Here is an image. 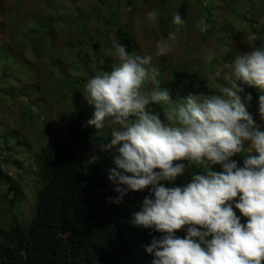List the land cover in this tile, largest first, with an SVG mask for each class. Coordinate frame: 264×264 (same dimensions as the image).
I'll return each instance as SVG.
<instances>
[{"label":"rangeland","instance_id":"374dc122","mask_svg":"<svg viewBox=\"0 0 264 264\" xmlns=\"http://www.w3.org/2000/svg\"><path fill=\"white\" fill-rule=\"evenodd\" d=\"M99 1L104 3L101 10L98 0H76L73 4L68 0H0V101H5L7 93L23 94V99L0 103V162L19 190L16 211L22 222H30L39 191V149L57 136L62 126L56 121L53 105L67 106L61 100L64 94L51 87L60 82L51 63L60 45L55 37L63 29L59 24L62 20L53 18L62 15L61 19L73 20L77 13L74 8L84 16L99 8L92 24L97 45H81L67 51V58L61 61L63 72L83 86L84 100L98 113L97 121L88 113L84 115L93 138L91 155L97 156L103 150L108 134L143 129L150 149L174 151L177 156L171 163L179 164L176 186L163 185L164 175L159 172L152 175L155 189L148 211L156 209L161 197L186 193L189 181H195V193L205 191L201 203L190 207L193 226L183 237L184 264H227L215 258L212 250L234 251L237 264H264V227H253L251 232L249 221L237 206L242 188L264 183L263 2L239 0L238 5L237 0ZM182 3L187 6L185 18L178 13ZM243 5H249L251 11ZM53 7L55 13L51 12ZM236 12L242 14L241 18L235 16ZM252 14L256 25L242 18ZM107 17L115 22L106 25ZM48 19L54 21L55 50L48 51L45 34L31 41V47L23 35L43 27ZM118 27L132 35L136 47L133 53H125L117 43ZM13 29L17 32L12 36ZM257 42L263 44L262 49L257 48ZM93 48L96 54L91 51ZM80 55L84 58L78 59ZM83 60L90 62L87 69L81 65ZM174 71L198 75L211 93L199 95L188 105L165 96L162 104L168 119L156 126H149L143 118L135 124L117 121L114 107L104 105L92 88L97 85L105 90L99 96L123 99L138 111ZM35 91L45 97L44 102L37 101ZM26 102L31 106L28 109L32 124L25 126ZM41 103L46 108L38 117ZM3 128L8 133L15 132L12 142L1 134ZM262 140L263 154L255 169L251 168L245 176L236 174L244 167V154L258 152ZM231 184L238 188L234 194L228 191ZM8 186L0 182V194L6 193ZM0 206V228H5L8 207L6 203ZM259 212L264 213V206Z\"/></svg>","mask_w":264,"mask_h":264},{"label":"trees","instance_id":"16d2710c","mask_svg":"<svg viewBox=\"0 0 264 264\" xmlns=\"http://www.w3.org/2000/svg\"><path fill=\"white\" fill-rule=\"evenodd\" d=\"M68 1L71 4L76 2ZM238 1L236 3L241 5ZM260 1L264 4V0ZM96 3L100 10L104 7L101 1ZM242 8L251 11L249 5ZM76 10L73 20L61 19L62 15L53 18L62 20L59 24L63 29L60 36L55 37L60 45L57 46V57L51 63L53 73L60 78V82H54L51 87L64 94L61 100L67 106L53 105L56 121L62 126L57 132L58 138L39 149L41 189L34 217L28 225H24L15 213L19 190L0 162V182L9 185L8 191L0 194V205L6 203L9 209L7 227L1 230L0 264H182L180 244L193 226L190 207L192 203L199 204L203 200L205 191L195 193L197 185L195 181H189L186 193L160 198L159 210L138 220L153 191L152 174L159 172L164 175L163 185L176 186L179 164L171 163V160L177 154L172 150L150 149L145 131L132 128L108 134L106 148L98 152V156L91 155L93 138L84 115L88 113L97 121L98 113L84 100L83 86L63 72L61 61L67 58V51L76 50L81 45H97V34H93L95 26L92 24L96 22L99 8L87 16L74 8V12ZM186 10V3H182L178 10L182 18H185ZM51 12L55 13L56 8L53 7ZM241 15L236 12L235 16L241 18ZM244 17L257 24L253 14ZM53 22L48 19L43 27L26 31L24 39L33 47L34 42H30L45 34L49 40L48 51L55 50ZM114 22L108 17L105 19L106 25ZM2 28L6 30L4 25ZM15 32V29L11 30V35ZM116 37L125 53L135 51L133 37L125 29L118 27ZM257 43V48L262 49L263 44ZM91 51L96 54L94 48ZM80 58L84 56L80 55ZM94 58L97 60V56ZM81 65L87 69L90 62L83 60ZM92 88L104 105L114 107L113 116L117 121L135 124L143 118L149 126L165 123L168 119L162 104L165 96L188 105L199 95L211 93L206 81L198 75L174 71L170 80L161 83L157 93L144 102L142 110L136 111L123 99L111 100L107 96H99L105 90L97 85ZM8 94L0 103L12 102V98L23 99L22 93ZM39 95V91L34 92L37 101L44 102L45 97ZM8 99L11 101L7 102ZM44 104L38 106V117L46 108ZM26 105L25 126L32 124L28 109L31 106L27 102ZM39 124L42 130L41 122ZM46 124L44 120L43 125ZM8 132L3 128L1 134L6 141L12 142L15 132ZM262 143L263 140L258 152H240L244 154V167L235 173L245 176L251 168L255 169L253 167L257 166L263 154ZM230 186L228 191L234 194L238 188L233 184ZM10 193L12 198H9ZM239 200L237 206L242 211L241 215L249 221L251 232L256 227H264V213L259 212L264 206V183L242 188ZM215 256L227 264H237L236 253L232 250L216 251Z\"/></svg>","mask_w":264,"mask_h":264},{"label":"clouds","instance_id":"9594fccd","mask_svg":"<svg viewBox=\"0 0 264 264\" xmlns=\"http://www.w3.org/2000/svg\"><path fill=\"white\" fill-rule=\"evenodd\" d=\"M56 138H58V135L57 136H53V138L52 139H50L49 141H51V140H55ZM48 141V142H49ZM47 142V143H48ZM46 143V144H47ZM45 144V145H46ZM44 146V145H43ZM107 146V145H106ZM106 146L103 148V150L106 148ZM42 147V146H41ZM99 155V154H98ZM97 155V156H98ZM38 163H39V161H38ZM178 173V172H177ZM40 163H39V191H38V193H37V196H36V200H35V203H34V211H33V216H32V218H31V220L33 219V217H34V213H35V205H36V202H37V199H38V195H39V192H40V189H41V183H40ZM153 175V174H152ZM152 175H151V178H152ZM177 176H178V174H177ZM178 179V178H177ZM152 181H153V178H152ZM153 191H152V193H151V195L153 194V192H154V189H155V183H154V181H153ZM151 195H150V197H151ZM150 197H149V199H148V203H147V205L145 206V208H144V210L141 212V214L139 215V218H138V220H143L147 215H149V214H151V213H153V212H155V211H157V210H159V207H160V199L158 200V206L156 207V209H154V210H152V211H148V205H149V203H150ZM162 198V197H161ZM164 198H166V197H164ZM201 203V202H200ZM9 210V209H8ZM15 213H16V215L19 217V219L22 221V219H21V215L19 216L18 215V213H17V211H16V207H15ZM190 219H191V217H190ZM31 220H30V222H31ZM29 222V223H30ZM23 223V222H22ZM24 225H28V224H25V223H23ZM7 227V226H6ZM5 227V228H6ZM2 229H4V227L3 228H0V233H1V230ZM191 231V230H190ZM2 236V235H1ZM182 242H183V240H182ZM182 242H181V244H180V249H179V253H180V255L182 256V264H184V259H183V253H182ZM215 250H212V254L214 255V257L215 258H217L216 256H215ZM218 252V251H217ZM220 253V252H219ZM218 259V258H217Z\"/></svg>","mask_w":264,"mask_h":264}]
</instances>
